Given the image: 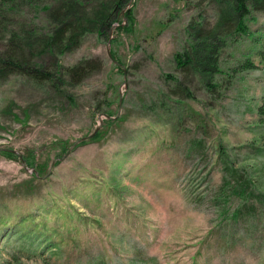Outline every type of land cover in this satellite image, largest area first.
<instances>
[{"label": "rangeland", "instance_id": "rangeland-1", "mask_svg": "<svg viewBox=\"0 0 264 264\" xmlns=\"http://www.w3.org/2000/svg\"><path fill=\"white\" fill-rule=\"evenodd\" d=\"M50 1L0 0V58L31 56L17 35L54 21ZM83 1L86 18L107 2ZM216 8L130 0L108 32L35 59L55 80L0 75V264H264V13L229 36L213 93L173 58Z\"/></svg>", "mask_w": 264, "mask_h": 264}, {"label": "trees", "instance_id": "trees-1", "mask_svg": "<svg viewBox=\"0 0 264 264\" xmlns=\"http://www.w3.org/2000/svg\"><path fill=\"white\" fill-rule=\"evenodd\" d=\"M130 0H107L101 5L99 10L94 11L90 18H86L87 11L83 0H52L45 8L49 14L52 13L54 21L49 23L48 27H32L20 40L26 46L31 56H26L19 50L15 53L18 58H0V75H6L10 72H17L38 80H55L57 68L55 70L45 66L44 63L35 61L38 56L58 57L68 50L76 48L82 36L95 27L101 35L112 29L117 15L123 6H126ZM33 3V1H31ZM217 8L216 17L213 24L205 21L202 17L195 22L192 17L186 27V33L189 41L187 45L173 55L176 67L180 70L192 68L200 73L205 79L206 89L214 92L218 84L213 80L214 76L221 72L219 66V54L221 49L227 44L229 36L232 34H249L247 20L253 10L264 13V0H215ZM4 9L12 10L6 2ZM125 8V7H124ZM2 10V9H0ZM3 11V10H2ZM55 14L58 15L55 21ZM124 16L128 23L124 25L123 21H117L116 31L131 29L133 23V12L129 8ZM84 19H87L84 21ZM21 54V55H20ZM112 58L114 56L111 53ZM115 59V58H114ZM120 68V62L118 61ZM61 68L60 65H57ZM242 68L253 67L250 61H245ZM64 70L71 76L85 74L87 65L77 64L73 67H65ZM169 77V75H166ZM260 114H264L263 105L259 107ZM96 138L95 135H93ZM92 136V137H93ZM10 157L13 153L5 151ZM41 173V168H38Z\"/></svg>", "mask_w": 264, "mask_h": 264}, {"label": "water", "instance_id": "water-1", "mask_svg": "<svg viewBox=\"0 0 264 264\" xmlns=\"http://www.w3.org/2000/svg\"><path fill=\"white\" fill-rule=\"evenodd\" d=\"M110 34V33H109ZM110 41V39L108 40V42ZM108 54H109V56L112 58V56H111V54H110V51H109V49H108ZM103 116H106L105 114L103 115ZM100 122H99V125L101 124V122H102V118H100V120H99ZM96 132V130L91 134V135H89L88 137L90 138V137H92L93 136V134ZM81 140H83V138H81L79 141H81ZM3 150V149H2ZM4 150H6V151H10L11 153H15V151L14 150H12V149H4ZM55 161H53V163H54ZM22 163H24V161L22 160Z\"/></svg>", "mask_w": 264, "mask_h": 264}]
</instances>
